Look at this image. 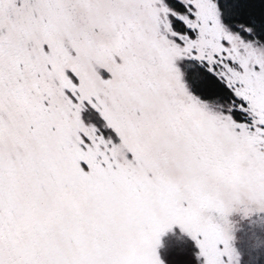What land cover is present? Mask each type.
<instances>
[{"label":"snow or ice","instance_id":"obj_1","mask_svg":"<svg viewBox=\"0 0 264 264\" xmlns=\"http://www.w3.org/2000/svg\"><path fill=\"white\" fill-rule=\"evenodd\" d=\"M239 205L264 209V0H0V264H164L174 224L229 264Z\"/></svg>","mask_w":264,"mask_h":264},{"label":"trees","instance_id":"obj_2","mask_svg":"<svg viewBox=\"0 0 264 264\" xmlns=\"http://www.w3.org/2000/svg\"><path fill=\"white\" fill-rule=\"evenodd\" d=\"M83 112V117L89 123H100L101 117L89 106ZM258 230L255 224H248L239 229L237 236L241 238L238 246L241 255L236 264H264V243L259 236L264 235V232ZM159 256L164 264H203L202 257H198V248L194 241L178 228H173L165 234L159 247Z\"/></svg>","mask_w":264,"mask_h":264},{"label":"rangeland","instance_id":"obj_3","mask_svg":"<svg viewBox=\"0 0 264 264\" xmlns=\"http://www.w3.org/2000/svg\"><path fill=\"white\" fill-rule=\"evenodd\" d=\"M88 106L90 108H92L91 105H87L84 109H86ZM84 109L82 110L81 115H82V118L86 122H88L83 117ZM92 109L100 117L99 112L96 109H94V108H92ZM214 215L217 216V219L222 224V226H224L227 229L228 234H229V236L231 238L230 239V244H231V247L234 250V254H233L231 260L229 261V264H236V263H238L239 257L241 255L240 252H239V249H238V246L241 243V238L239 236H237L238 233H239V229L242 228L243 226H247L248 224H255V228L259 229L258 230L259 232L260 231L264 232V209H259V208H256V207L253 206L251 208V210L246 211L245 207L243 205H239V206L234 207L233 210L227 215L226 218H220L219 214H214ZM173 228H178L179 231H181L183 234H186L196 244L195 240L190 236V234L188 232L184 231L178 224H174L170 229L166 230L165 233L162 234L160 245L162 244V240H163V237L165 236V234L167 232H169L170 230H172ZM259 236L261 237V240L264 243V235L261 234ZM160 245L157 248L158 254H159ZM196 246L198 248L197 244H196ZM202 260H203V258H202Z\"/></svg>","mask_w":264,"mask_h":264}]
</instances>
